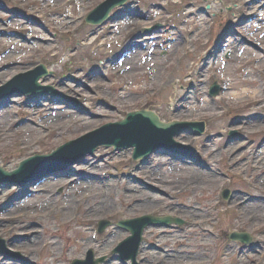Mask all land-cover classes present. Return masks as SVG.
Listing matches in <instances>:
<instances>
[{
    "label": "rangeland",
    "instance_id": "1",
    "mask_svg": "<svg viewBox=\"0 0 264 264\" xmlns=\"http://www.w3.org/2000/svg\"><path fill=\"white\" fill-rule=\"evenodd\" d=\"M22 1L24 0H8L7 4L3 6L7 8L10 5L7 9L17 7L21 12H28L27 14H30L32 16L30 18L34 21L29 22L17 16L16 13L14 15L5 14L3 9H0V20L8 17L26 28L30 23L33 25L29 27L30 29H41L45 26L41 24L45 22L42 15L39 14L41 12L50 19L49 28L52 34L56 35L53 29L67 30L64 24H75L77 16H86V7L92 10L95 4H99L103 0H76L72 2L75 9L69 16L66 14V9L49 14L56 6L65 5V3L60 4L63 0H59L53 5L47 4L46 0H26L28 2L26 4H23ZM139 1L129 2L126 10L121 12L122 15H127L129 12L138 16L147 10L149 16L157 17L154 21L139 26V32L152 29L157 26L155 25L157 23L175 25V30L162 32L166 33L168 37L155 45L157 46L155 52H161L168 44L177 39H186V31H195L194 35H186V45L176 43L171 46L172 49L169 52L158 55L160 63L153 68V65L143 63L138 67V73L133 74V71L125 70L128 68L127 66L122 70L114 71L112 64L102 66L98 63L95 57L98 53L101 54L100 58L104 59L109 55L110 50L102 51V49L107 48V38L109 37L107 32L113 30V38L119 34L117 30L120 29V26L117 24L108 31L105 27L95 32H92L93 27L87 31H75V35L80 37V43L70 44L69 48L73 49V55L70 54V51H64L66 39L58 40V37L52 39L46 35L36 36L33 32L34 41L31 45L19 48L22 54L4 55L0 58V87L13 80L18 72H24L21 70L24 67L19 66L21 62L14 61L21 57L25 58L22 63L28 62L29 65H36L43 61L46 62L49 69L57 72L63 70L70 73L76 66L81 75L79 81L86 85L84 88L68 84L78 90L74 95L69 93L68 88H61L62 92L69 97L63 100L64 104H59L60 101L54 104L41 102V108L36 109L24 105V102L27 101L30 105H34V102L14 97L10 106L3 107L0 111V164L6 170L12 171L22 160L30 156L36 153H49L58 146L75 141L104 124L121 120L126 113L136 109L153 110L164 121H204L207 124V134L223 133L225 129L229 132H237L238 135L234 138L226 135L225 139L217 137L215 142L209 143L205 137L181 140L184 144L199 147L205 144L212 145L213 147L204 149L208 151L207 157H205L216 170L220 171L219 175H214L216 177L212 180L213 186L206 194L202 193L201 189L184 191L187 205L190 203H200L201 205L197 211L182 210L184 219L188 220L190 216L195 215L192 221L196 220V222H193L180 236L185 238L182 239L183 244L189 247L190 252L193 249L197 252L195 260L191 258L183 260H185V264H264V213L258 209L262 205L250 199L257 198L264 203L262 201L264 200V116L261 114V112L264 113V52H260V50L264 51L262 0H148L144 6L139 4ZM206 5L210 6L208 12L205 11ZM213 13L216 15H212ZM194 15L197 16V19L195 18L197 24L190 23L189 16ZM162 16L163 18L160 19ZM249 16H252L251 20L248 18ZM201 18L205 20L204 24L199 22ZM227 18H230L234 23L235 32L242 34L249 42V44L238 46L246 48L247 51H253L255 55L239 53L235 48L238 41H233L231 38L224 39L223 43H226L224 49L220 50L221 44L217 48L218 51H221L220 59L214 61L217 57L213 56L217 50L213 47L211 49L212 57L205 66L203 65L202 73L204 74L200 77L199 70L194 76L195 80L190 81L186 74L189 71L187 67L191 63L189 61L192 59L195 61L196 56L193 57V54L198 55L197 62L204 61L205 57L202 54L206 46H203L204 36L208 34V40L211 43L215 38L218 25L224 24L223 22ZM58 21H63L64 24ZM8 25L11 24L8 23ZM23 26H19L17 30ZM250 29L254 30L256 36L248 33ZM172 32H174L173 36ZM231 33L232 31L226 36L224 33L221 39ZM37 38L49 40L52 43L47 46ZM91 41H95V44L89 45L88 42ZM57 42L58 45L55 47ZM177 44L179 45L177 46ZM251 44L255 46L253 47ZM256 46L260 49H257ZM63 52L66 53L65 58L62 55ZM77 53L83 56L80 60L66 59L68 56H77ZM224 53L227 55V60L223 57ZM251 59H260L257 62L260 69L256 71V67H253L251 76L246 77V65ZM194 61L192 62L194 65L191 63L192 70L198 67L197 62ZM49 62H51L50 65ZM12 64L16 66L13 67ZM215 65V73L218 76L223 74L226 77H233L235 80L233 86L237 89L232 88L230 93L243 94L240 95L238 102L229 98L231 103H241L242 105L233 111L221 108L223 104L219 102L220 97L214 98V101L209 96L205 98L210 85L214 80H218V76L211 72ZM129 67L132 68L131 65ZM245 79L253 80L252 85L243 84ZM116 84L123 87L119 90L116 88ZM126 86H129V91L124 90ZM122 95L125 98L119 100ZM255 102L258 104H254ZM76 103H78L77 106ZM30 111H43L37 119L40 127L34 126L36 122ZM50 111L56 113L55 117L49 115ZM222 114H224L223 118ZM48 115L49 118H47ZM233 116H238L240 120L230 124ZM233 124H237V126L232 127ZM50 127H53L51 131ZM20 138L29 144H24ZM251 141H253L252 144ZM112 151L113 149L101 148L96 152L98 157L87 162L75 163L64 172L67 178L64 176L58 183L54 180H47L37 187L2 189L0 187V237L7 239L8 244H11L10 249L13 252H19L23 257L28 256L27 264H36L38 261L41 264H70L75 258H83L88 251V246L89 249L92 246L95 250L101 249L93 241L91 245L90 241H95L94 235L97 222L100 219L109 220V217L118 218L121 216L135 219L149 214L136 215L139 210L136 205H143L144 208L152 206V208L140 210L141 212L157 210L165 204L168 205L166 195H174L175 192L173 193L172 189L175 190L178 185L183 186L186 183L185 181H174V184L170 177L179 174L178 170L169 172L165 167L162 172L159 170L156 173L164 179V183L154 182L153 180L156 178L152 177L153 180L148 181L152 189L144 190L142 195L136 193L139 189L127 188L131 190V193H127L128 196L125 191L123 193L120 190L110 198H106L103 197L101 187L95 185V182H91L87 187H82L83 189L79 190L81 184L77 182H87L89 174L93 172L97 175L111 173L112 169L104 173L101 171L107 170L108 165L116 162L117 159L121 162L124 158L125 162L129 163L130 157L127 156V152L121 153L119 158L118 155L115 156L111 153ZM201 154L199 152V156ZM166 160L165 157L156 156L153 164L157 166ZM201 163H204L203 158H201ZM182 168L184 167L180 169ZM192 170L194 171V169ZM193 171L189 172L193 173ZM224 174L227 175V178H224ZM109 181L112 194L116 183L112 178ZM223 189L231 193L230 201L224 202L225 204L220 198ZM247 192L262 195H251ZM99 194L101 196H98ZM152 197L154 200L160 201L148 202ZM24 198H26L25 205L22 203ZM136 200L138 203L135 205ZM215 202L216 205H214ZM240 206L251 207L250 212H246L244 208L239 209ZM172 209L174 212L172 215L178 214L177 210H181L177 207ZM108 230H105L101 236L96 234L98 235L97 242L104 240L107 244L104 254H110L117 244V241L115 242L110 236L113 233L110 230L113 229ZM234 231L247 232L254 238L251 246H243L241 255L240 245L231 242L228 237ZM144 238L150 241L153 235L151 232H147ZM157 239L159 240V238ZM59 241L61 242L59 243ZM171 241L172 238L164 239L163 242ZM172 250L189 253L181 248ZM64 253L68 255L65 257ZM98 257L103 256L98 255ZM13 259L9 256L0 257V264L15 263ZM164 260L166 258L162 259V261Z\"/></svg>",
    "mask_w": 264,
    "mask_h": 264
},
{
    "label": "water",
    "instance_id": "2",
    "mask_svg": "<svg viewBox=\"0 0 264 264\" xmlns=\"http://www.w3.org/2000/svg\"><path fill=\"white\" fill-rule=\"evenodd\" d=\"M152 129V133L168 132L171 130L178 131L180 133L188 127H192L189 123H174L173 125H164L158 120L153 119L147 112L130 114L127 120L117 124L106 126L101 132H97V136H101L102 139L96 144L113 145L114 147H128L136 145L142 135ZM151 132V131H150ZM149 132V133H150ZM96 134V133H95ZM94 135V134H93ZM92 135V137H93ZM79 142L76 145H80ZM22 171V170H21ZM141 233L138 237L140 238Z\"/></svg>",
    "mask_w": 264,
    "mask_h": 264
},
{
    "label": "bare ground",
    "instance_id": "3",
    "mask_svg": "<svg viewBox=\"0 0 264 264\" xmlns=\"http://www.w3.org/2000/svg\"><path fill=\"white\" fill-rule=\"evenodd\" d=\"M214 61H216V60H214ZM209 111H210V108L208 109ZM154 154V153H153ZM49 171H51V172H55L56 171V169H54V168H52V169H49V170H47L45 173H46V175L49 173ZM193 175H195V173L193 174ZM239 201V200H238ZM246 207V206H245ZM244 207V208H245ZM259 209V211H261L262 213H264V206H261V207H259L258 208Z\"/></svg>",
    "mask_w": 264,
    "mask_h": 264
}]
</instances>
